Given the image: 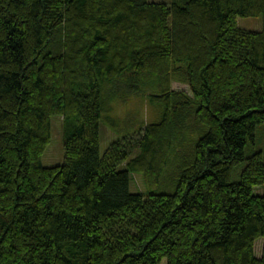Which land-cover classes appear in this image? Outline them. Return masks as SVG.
<instances>
[{"label": "trees", "instance_id": "16d2710c", "mask_svg": "<svg viewBox=\"0 0 264 264\" xmlns=\"http://www.w3.org/2000/svg\"><path fill=\"white\" fill-rule=\"evenodd\" d=\"M133 96L152 122L116 115ZM262 133L264 0H0V264H264Z\"/></svg>", "mask_w": 264, "mask_h": 264}, {"label": "rangeland", "instance_id": "374dc122", "mask_svg": "<svg viewBox=\"0 0 264 264\" xmlns=\"http://www.w3.org/2000/svg\"><path fill=\"white\" fill-rule=\"evenodd\" d=\"M154 2H171L172 0H152ZM238 26L242 29L250 30V31H260L263 28V18L255 17V18H239L238 19ZM173 90L176 91H189L188 86L173 82L172 83ZM116 115H118L122 121L127 120L128 124L132 123L130 127H135L134 125L138 126L139 122L141 121H147L152 122L155 119L156 110L154 108L150 109L149 106L146 105V103L139 97H131L129 100L125 101L124 103L118 105L116 107L115 111ZM52 124V138L51 143L49 147L47 148L45 155L43 157V165L45 167H54L58 165H62L64 163V144H63V119L59 116H54L51 120ZM124 128V127H123ZM129 129V128H128ZM131 130V128L129 129ZM122 134V132H119ZM115 133H113L110 128L102 125L101 126V153L104 154V152L107 150L109 145L115 141L119 136ZM263 136V133L261 134ZM264 137V136H263ZM263 137H261L263 139ZM260 138V139H261ZM190 141V140H189ZM194 141V140H193ZM263 143H258V147H260L263 150V159H264V140H262ZM176 149L174 150L175 157L171 160L169 166L166 168L164 172V177L162 179V182L158 187H155L156 190H153L156 193L160 192H166L171 193L168 190L172 189V186L175 190L177 179L179 178L181 174V169L184 167H180V164H178V160L183 157L185 159L186 157L190 156L193 146L192 142H189V145H183L180 146L179 142L177 141ZM183 150H188L187 154L183 153V156H181V152ZM190 151V152H189ZM248 153H250V150H248ZM177 156V158H176ZM246 164H242L235 168L232 179L233 182H238L240 180V176L242 171L244 170ZM120 170L124 169V166L119 167ZM166 190V191H164ZM173 190V191H174ZM131 192L132 193H143L147 194L148 188L145 183V178L142 174L136 173L131 174ZM255 194H264V187H257L254 190ZM262 249V242H258L256 244V254L260 255ZM163 264H166L165 262Z\"/></svg>", "mask_w": 264, "mask_h": 264}]
</instances>
